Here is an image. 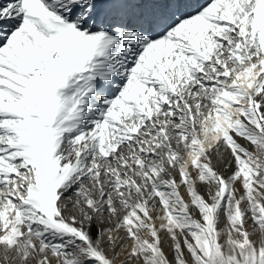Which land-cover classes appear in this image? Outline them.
<instances>
[{
	"label": "snow or ice",
	"instance_id": "snow-or-ice-1",
	"mask_svg": "<svg viewBox=\"0 0 264 264\" xmlns=\"http://www.w3.org/2000/svg\"><path fill=\"white\" fill-rule=\"evenodd\" d=\"M0 264H264V0H0Z\"/></svg>",
	"mask_w": 264,
	"mask_h": 264
}]
</instances>
